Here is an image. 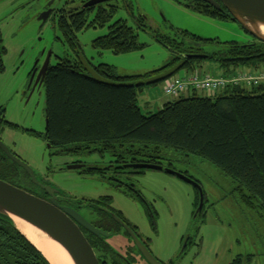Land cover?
Here are the masks:
<instances>
[{
  "label": "trees",
  "instance_id": "obj_1",
  "mask_svg": "<svg viewBox=\"0 0 264 264\" xmlns=\"http://www.w3.org/2000/svg\"><path fill=\"white\" fill-rule=\"evenodd\" d=\"M221 4L220 0H216ZM188 9L214 19L235 22L222 5L218 10L204 0H181ZM113 12L90 25L74 26L64 42L74 51L72 58H62L45 80L47 129L39 136L54 156L109 155L114 161L106 167L89 166L83 175L102 177L139 176L147 170L143 165L165 164L163 152L174 150L205 159L236 184L239 202L264 217V83L258 87L229 86L214 96H201L194 91L189 97L166 103L155 113L144 115L139 94L147 87L164 84L181 74H195L204 62L219 65L221 76L231 78L240 71H264V43L249 45L224 43L225 48L207 52L209 44L223 45L216 39H204L188 31L172 35L156 32L155 40L169 50L171 56L159 70L136 76H121L114 67L94 65L89 61L77 34L90 28H108V34L95 40L94 46L123 54L144 49L139 31H148L146 19L136 17L135 26L125 21L114 23ZM65 28V27H64ZM62 28V29H64ZM4 48L0 53V71L4 70ZM202 72V71H201ZM206 94V93H205ZM6 127H15L0 111V136ZM23 170L0 149V179L23 187ZM205 194V193H204ZM207 197L205 195V203ZM194 218L204 216L200 192L194 203ZM152 221L154 213L146 206ZM254 256H249L251 260ZM239 256L233 264H243ZM1 264H50L43 253L16 227L0 215Z\"/></svg>",
  "mask_w": 264,
  "mask_h": 264
},
{
  "label": "rangeland",
  "instance_id": "obj_2",
  "mask_svg": "<svg viewBox=\"0 0 264 264\" xmlns=\"http://www.w3.org/2000/svg\"><path fill=\"white\" fill-rule=\"evenodd\" d=\"M130 1L134 15L141 14L149 28L147 32L139 31V42L145 45L144 49L115 54L96 48L95 40L107 35L108 28H90L78 35L89 61L97 66L114 67L121 76L143 75L166 65L171 54L155 40L157 31L172 35L184 30L222 42L223 45H207L205 50L210 53L224 49V43H255V39L236 22L196 13L181 4V0ZM23 5L24 1L0 0V32L7 49L3 58L4 70L0 71V111H4L6 121L15 125L5 128L1 137L4 144L34 170L40 181L47 180L61 194L80 200L112 197L113 207L139 228L143 239L149 240L153 255L163 263L181 258L179 264H233L243 256V264H264V217L241 205L237 184L211 162L174 150L163 152L165 164L172 163L179 172H188L201 183L207 203L203 206L205 215L198 218H194L195 186L166 171L147 170L135 176L139 191L157 213L155 231L139 199L127 196L102 177L67 169L77 161L105 167L111 162L109 155H52L54 153L45 141L32 133L45 134L47 129L46 88L27 97L28 76L45 45L53 50V65L62 58H72L74 51L58 31L56 34L50 27L41 30L37 18L41 6ZM118 18H127V15L122 12ZM132 22L129 23L133 26ZM57 36L61 42L56 40ZM196 70L195 74L199 76L222 74L219 65L212 61L204 62L201 69ZM240 73L258 74L251 70ZM199 94L210 96L204 92ZM164 99L168 97L164 94L163 84L147 87L139 94V106L148 116L158 111L154 106ZM189 238L191 244L187 245ZM127 240L121 233L107 241L116 252L127 254ZM249 256L254 257L251 260ZM141 259L138 257L139 262Z\"/></svg>",
  "mask_w": 264,
  "mask_h": 264
},
{
  "label": "flooded vegetation",
  "instance_id": "obj_3",
  "mask_svg": "<svg viewBox=\"0 0 264 264\" xmlns=\"http://www.w3.org/2000/svg\"><path fill=\"white\" fill-rule=\"evenodd\" d=\"M18 1H24L25 5L28 4L32 6V8H38V6H41V9L38 8V16H37L41 30H45L48 27H50L54 30L56 34L58 31L60 35L62 36L63 40H65V37L69 36V34L67 33L68 31L71 33L76 32L74 29L75 25H78V24L90 25L94 22H98V20L101 18H104L105 14L108 12L114 13L113 15L114 23L119 20H123L127 24H129V26H132L129 23L132 20L133 21L132 24L134 27L137 22L134 19L135 15L132 12V2L130 0H18ZM42 3L43 5H41ZM25 5H23V7ZM122 12L126 13L127 18H121V19L118 18ZM138 17H143V16L140 14ZM79 34L80 33H78L77 36ZM60 39L61 38H59L58 36L56 37V40L60 41ZM4 48L6 47L3 44V39H2L1 32H0V53L3 51ZM53 56H54V53H53L52 48L48 47L47 45H45L40 50L38 58L28 76V85H27V92H26L27 97L35 93L37 90H40L44 86L45 80H46V77L49 71L58 64V63L54 65L52 64V61L54 59ZM46 63L48 64L45 67ZM1 137L2 136H0V139ZM48 149H50V147H48ZM113 161L114 160L111 158V162ZM72 165H83L84 168L80 169L81 174L84 170L90 169L89 165H86L82 161L74 162L71 165H68L67 168ZM108 165H111V164L108 163ZM164 168L181 173L191 178L192 180L196 181L202 187L201 183L195 178H193L191 175H189L188 172H179L176 168H174V166L173 168H168V167H164ZM146 170H149V169H146ZM106 174L107 172H105L104 174V180H107L110 184L121 189L127 196L132 197V198L134 197L136 200L139 199L140 202L143 203L145 209H146V206L150 207V211L154 213L155 221H152L150 215L148 214L149 212L147 211V209H146V212L150 218L152 227L154 228L155 231H157V213L150 206V204H148L147 201H145L144 196L142 195L141 191H139L136 181L134 180L135 176L122 175L119 177H112ZM20 176L23 177V184H22L23 187H21V189L29 192L32 195H35L36 197L46 202L51 203L52 200H54L59 206L65 209H69L79 214L80 217L83 218V220H85V222L91 225L92 227H95L97 230L105 232L109 235L108 237L103 236V238H101L93 234L89 229H87L83 225H80L76 221V223L79 225L80 229L82 230L83 234L87 238L88 242L95 250V253L97 255V258L100 264H143L142 262H146L141 252L139 251L136 242L133 240V238L128 233V231L123 227V225L120 224L116 220L115 217H118L120 220L123 221L124 224L129 226V228L134 232V234L137 235L141 243L152 253L149 240L147 241L143 239L139 231V228L136 225H134L131 221H129L123 215L122 212L116 210L113 207L112 197L105 196L97 200L75 199L70 196H66L64 193L61 194L59 190L53 185L49 184L47 180L40 181L37 178L41 184L45 186H49L53 190L56 191L55 195L53 196L49 194L48 192H46L40 186L34 184L31 177L25 170H23V173L20 174ZM200 202H201V197H200ZM204 203H205V200H204ZM121 233H124L126 238L128 239L127 240V247H128L127 254H121V253L116 252V249L113 248L112 245L109 244L107 241L109 238L115 235L121 234ZM190 244H191V240L189 238L187 245H190ZM138 257L142 258L141 259L142 262L138 261ZM180 260L181 258H179L178 260L174 259L170 261L169 264H179ZM158 261L161 262L160 260ZM161 263L166 264L163 262ZM145 264H148V263H145Z\"/></svg>",
  "mask_w": 264,
  "mask_h": 264
},
{
  "label": "water",
  "instance_id": "obj_4",
  "mask_svg": "<svg viewBox=\"0 0 264 264\" xmlns=\"http://www.w3.org/2000/svg\"><path fill=\"white\" fill-rule=\"evenodd\" d=\"M205 1L218 10H221L223 5L228 10L231 18L239 24L247 34L252 36L255 40L264 43V0H220L221 4L214 0ZM47 64L48 63L45 64V67ZM0 149L8 159L29 174L34 184L40 186L49 194L55 195L56 191L49 186L41 184L34 170L19 157L14 155L1 139ZM82 168H84L83 165H72L67 169L80 170ZM141 168L166 171L195 186L196 189L199 190L201 197L197 213L203 210L205 196L199 183L181 173L165 169L161 165H143ZM0 215L11 219L14 224V219H19L39 231L43 236L59 244L69 255L72 264H100L95 250L88 242L76 221L101 238H103V236L108 237L109 235L92 227L86 223L79 214L59 206L54 200H52L51 203L46 202L0 179ZM115 218L131 235L148 264H162L141 243L129 226L124 224L118 217ZM50 264L52 263L50 262Z\"/></svg>",
  "mask_w": 264,
  "mask_h": 264
},
{
  "label": "built area",
  "instance_id": "obj_5",
  "mask_svg": "<svg viewBox=\"0 0 264 264\" xmlns=\"http://www.w3.org/2000/svg\"><path fill=\"white\" fill-rule=\"evenodd\" d=\"M264 83V71L256 75L240 73L231 78L199 76L198 74L187 75L183 78H173L163 84L166 97L179 99L189 92H205L210 96L216 95L219 91L229 86H246L249 88L258 87Z\"/></svg>",
  "mask_w": 264,
  "mask_h": 264
},
{
  "label": "bare ground",
  "instance_id": "obj_6",
  "mask_svg": "<svg viewBox=\"0 0 264 264\" xmlns=\"http://www.w3.org/2000/svg\"><path fill=\"white\" fill-rule=\"evenodd\" d=\"M18 230L33 243L52 264H72L66 251L53 240L43 236L28 224L19 219H14Z\"/></svg>",
  "mask_w": 264,
  "mask_h": 264
},
{
  "label": "crops",
  "instance_id": "obj_7",
  "mask_svg": "<svg viewBox=\"0 0 264 264\" xmlns=\"http://www.w3.org/2000/svg\"><path fill=\"white\" fill-rule=\"evenodd\" d=\"M184 76H185V74L183 73V74H181L180 77H184ZM143 93H144V92H143ZM191 94H192V92H190V93H188V94H185V95H186V97H189ZM170 101H171V99H169V98H168V99H164L160 105L155 104L154 108H157V107H158V110H160V109L163 108V106H164L166 103H168V102H170Z\"/></svg>",
  "mask_w": 264,
  "mask_h": 264
}]
</instances>
